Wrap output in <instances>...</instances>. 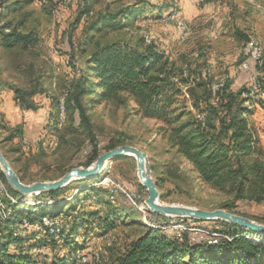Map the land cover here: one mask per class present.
I'll use <instances>...</instances> for the list:
<instances>
[{
    "label": "trees",
    "instance_id": "16d2710c",
    "mask_svg": "<svg viewBox=\"0 0 264 264\" xmlns=\"http://www.w3.org/2000/svg\"><path fill=\"white\" fill-rule=\"evenodd\" d=\"M26 1L0 0V48L25 49L37 43V32L32 28L25 29L23 18L14 21L8 16L11 10L21 8ZM168 1L169 8L175 6L181 10L180 4ZM145 2L140 0L139 4H130L115 11L98 12L91 26L93 36L99 31L105 32V26L122 29L139 15H146ZM153 9L155 6L151 5L148 11L151 13ZM82 12L90 10L86 6ZM155 15L161 14L158 12ZM257 60L261 61V54ZM205 63L189 52H169L145 34L104 42L95 37L86 67L66 87L62 103L64 120L60 124L61 91L55 95L54 87L42 85L33 64L29 63L24 69V78L20 83L2 79L0 84L13 90L15 102L24 109L37 107L32 98L34 94L46 92L52 95V106L57 111L55 131L58 143L69 142L76 147V152L88 147L85 158L79 163L83 166L91 164L101 152L95 125L88 112L90 105L109 102L119 106L132 102L131 107L140 116L159 121V132L168 145L195 172L192 177L171 168L168 169L171 176L157 172L153 177L158 189L168 179L181 190L187 189L184 186L191 190L195 184H209L226 196L216 207L233 211L237 201H264V149L257 144L256 132L248 120L254 111L256 93L251 92L250 84L233 88L228 72H224V76H217L211 65ZM256 66L264 67V60ZM52 84L54 86L55 81ZM7 129L4 140L21 136L20 123ZM71 133L73 136L69 138ZM2 142L0 140L3 155L25 183L55 179L73 167L56 159L41 163L38 168L41 173L32 172L29 170L30 164L38 163L44 152L42 140L37 141L34 150L25 153L19 145H8L5 149ZM124 142L123 137L111 136L103 148L106 150ZM8 151L12 153L11 156ZM178 175H181V186L176 180ZM96 176L71 180L64 186L42 190L32 195L33 203H25V194L10 185L0 168V231L9 226L5 234L1 235L0 232V264H75L74 251L78 244L73 242V237L80 225L96 220L94 225L97 229L106 232L123 221L133 222L136 219L134 212L125 206H117L115 202L114 191L118 188L113 184H93L90 179ZM138 184L144 187L140 182ZM70 186L72 193L67 194ZM1 189L5 192H1ZM164 196V192H160V198ZM27 198L30 199L29 196ZM85 200L108 207L91 206L85 209L80 204ZM146 216L151 223L144 222L145 228L129 240L113 264H264V240L248 236L264 238L263 234L244 230L218 218L211 219L216 223L211 230L193 233L189 221L202 219L167 217L149 209ZM247 216L264 221V215ZM44 217L50 222L45 223ZM22 219L42 226L46 241L55 243L56 239H63L71 244V250L62 257L49 260L38 259L22 249L9 250V244L20 239L19 232L13 227ZM174 219L182 220L187 228H166L178 223L170 222ZM101 262L102 257L98 264Z\"/></svg>",
    "mask_w": 264,
    "mask_h": 264
},
{
    "label": "rangeland",
    "instance_id": "374dc122",
    "mask_svg": "<svg viewBox=\"0 0 264 264\" xmlns=\"http://www.w3.org/2000/svg\"><path fill=\"white\" fill-rule=\"evenodd\" d=\"M142 1H146V15H139L122 29L105 26V32L99 31L94 36L91 26L98 12L115 11L130 4H139L140 0H75L68 4L62 3L61 0H27L23 2L21 8L11 10L8 16L12 17L14 21L23 18V26L25 29H34L37 32L38 41L35 45L25 49L20 47L0 48V80H15L20 83L24 78V69L29 63L33 64L34 72L39 74L42 85L54 87L55 95L60 94L61 91L58 115L60 124L64 120L62 103L66 87L86 67V59L93 47L95 37L104 42L120 37L145 34L169 52H189L194 57H198L201 62L205 61L206 65L209 63L217 76H224V72H228L233 88L250 84V72L242 70L243 60L255 57L251 55L250 51L255 50V47L258 46L256 49L260 51L261 61L257 58L256 61H250V70H252V74H255L251 92L254 91L256 95L254 96V111L248 116V120L256 132L257 144L264 149V67L256 66L262 62V59L264 60V0H203L198 5H194L189 0H177L183 12L182 16L189 25L186 30L163 19V14L169 8L168 0ZM151 5L155 6V9L150 13L148 10ZM86 6L90 12L84 13L82 11ZM158 12H160V16L155 15ZM246 36L249 38L250 44L248 45ZM246 49L247 51H244ZM255 51L257 52V50ZM258 77L261 81L260 85ZM53 81L56 83L54 86ZM46 94L49 95V93ZM49 97L51 98L52 95ZM50 100V120L48 125L39 131L40 133L38 132L35 142L28 139V132L21 133V135H25L24 138L15 136L14 140H4L5 135L2 132L8 131V129L3 120H0V140L3 141V145L7 142L9 146L17 147L19 145L25 153L28 150H34L37 141L42 140L44 152L38 163L30 164L29 170L32 172L41 173V169H38L41 163H50L56 159L66 165L79 166L87 154L88 147L86 146L76 152V147L71 146L69 142H62L59 145L55 131L57 111L52 106V99ZM131 106L132 102L119 106L109 102L90 105L88 112L95 125L100 151L105 150L103 145L109 137H123L125 138L124 143L135 145L146 152L152 176L155 177L157 172L171 176L168 174L169 168L180 172V174L185 172L190 177L194 176L195 172L191 169V165L168 145L166 139L159 132V121L152 117L140 116ZM61 115H63L62 120ZM71 136H73L72 133L68 135L69 138ZM8 155L11 156V154ZM180 176H176L179 186L182 182ZM90 180H93V184H110L106 182L112 180L115 183L113 185L118 190H122V193L118 190L114 191L117 206H125L128 210L133 211L136 219L133 222L118 223L106 232L97 229L94 225L96 220L90 221L86 225H80L73 237V242L78 244V248L74 251L75 264L87 262L83 253L91 257L92 264H98L101 257L100 264H113L115 257L129 240L145 228L146 222L151 223L146 216L148 208L144 209L143 205L147 190L145 187H139L136 161L132 156L121 155L113 158L98 176ZM185 188L189 187L184 186ZM187 189L181 190L174 187L171 179L165 180L163 186L159 188V192L165 194L160 200L166 203H184L211 209L216 208L218 202L226 197L209 184L199 183L195 184L191 190L186 191ZM1 190V192H5L4 189ZM70 193H72L71 186L67 191V194ZM27 197L25 195L24 202L33 203L32 196L30 199ZM136 200L141 201L137 202ZM237 202L233 210L236 213H244L243 215L246 216L264 215V201L260 203L248 200ZM80 204L85 209L91 208V206L95 208L108 207L87 200ZM101 211L104 210L101 209ZM43 221L50 222L46 217L43 218ZM170 222L178 223H173L174 227L166 228H182L178 225L183 222L182 220L174 219ZM183 225L185 226V224ZM189 225L190 229H193L191 230L193 233L195 231H197L196 233H205L207 232L205 229L211 230L216 226V223L211 219H202L189 221ZM8 228L9 226L4 227L0 231L1 235L5 234L9 230ZM13 229L19 232L20 239L11 242L8 246L9 250L22 249L41 260L62 257L68 253V250H71V244L63 239H56L55 243L46 241L45 231L39 224L28 223L22 219L21 223L16 222ZM248 236L264 240V238Z\"/></svg>",
    "mask_w": 264,
    "mask_h": 264
},
{
    "label": "water",
    "instance_id": "95a60500",
    "mask_svg": "<svg viewBox=\"0 0 264 264\" xmlns=\"http://www.w3.org/2000/svg\"><path fill=\"white\" fill-rule=\"evenodd\" d=\"M129 155L136 161L137 176L140 184L147 190L144 207L161 213L165 216H187L197 219H222L240 226L244 230H251L264 235V222L257 221L249 216L239 214L222 207L202 208L184 203H166L160 200V192L155 178L151 174L147 154L144 150L129 143H122L106 149L98 154L94 161L87 165L73 166L55 179L35 180L29 183L21 181L3 155L0 149V168L12 187L29 196L42 190H49L64 186L71 180L90 178L98 175L113 158ZM263 240V239H262Z\"/></svg>",
    "mask_w": 264,
    "mask_h": 264
},
{
    "label": "crops",
    "instance_id": "0c3cea01",
    "mask_svg": "<svg viewBox=\"0 0 264 264\" xmlns=\"http://www.w3.org/2000/svg\"><path fill=\"white\" fill-rule=\"evenodd\" d=\"M32 98L37 104L36 108H21L13 98V90L9 87L0 86V120H3L7 128L20 123L21 133L28 132V139L35 142L38 132L48 125V121L50 120L51 98L46 92L41 94L40 92L36 93ZM2 133L6 135L7 131ZM21 136L24 138L25 135L22 134ZM6 144L4 145L5 149L8 147V144L7 146ZM7 153L12 154L10 151Z\"/></svg>",
    "mask_w": 264,
    "mask_h": 264
},
{
    "label": "bare ground",
    "instance_id": "6f19581e",
    "mask_svg": "<svg viewBox=\"0 0 264 264\" xmlns=\"http://www.w3.org/2000/svg\"><path fill=\"white\" fill-rule=\"evenodd\" d=\"M174 2V4L177 3V0H172ZM191 1L194 5H198L200 3V1L202 0H189ZM165 13V12H164ZM183 12L182 10L178 9L177 7H171L169 8L165 14H163L164 18L163 19H167L170 21L175 22L182 30H186L188 29V23L187 21L183 18ZM253 40V39H252ZM256 45V44H255ZM253 45V46H255ZM252 46V45H251ZM250 46V47H251ZM258 47V46H257ZM257 47H255V50H257V52L255 50L250 51L252 56H256V58L259 57L260 55V51L258 49H256ZM249 51V50H248ZM241 66V65H240ZM243 66V65H242ZM63 115H61V120H62ZM179 226H181L180 224H178ZM96 261V260H95Z\"/></svg>",
    "mask_w": 264,
    "mask_h": 264
},
{
    "label": "built area",
    "instance_id": "2783aa9c",
    "mask_svg": "<svg viewBox=\"0 0 264 264\" xmlns=\"http://www.w3.org/2000/svg\"><path fill=\"white\" fill-rule=\"evenodd\" d=\"M61 1L64 4H68V3L75 2V0H61ZM248 44H250L249 43V38H248V41H247V45ZM244 51H247V49L244 50ZM250 61H256V56L255 57H248V60H243L242 70H248L250 72V86H251V90H253V83H254V79H255V74H252V70H250ZM261 63L262 62H259V65ZM106 183L115 184L112 180L107 181ZM184 228H187V226L182 225V228H179V229H184ZM83 257H85L86 258V261H88V262L91 259L90 256H87V254H84V253H83Z\"/></svg>",
    "mask_w": 264,
    "mask_h": 264
}]
</instances>
